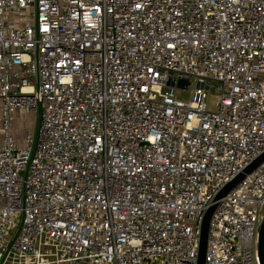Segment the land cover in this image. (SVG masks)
I'll return each mask as SVG.
<instances>
[{
  "label": "built area",
  "instance_id": "built-area-1",
  "mask_svg": "<svg viewBox=\"0 0 264 264\" xmlns=\"http://www.w3.org/2000/svg\"><path fill=\"white\" fill-rule=\"evenodd\" d=\"M0 114V264H260L264 0H0Z\"/></svg>",
  "mask_w": 264,
  "mask_h": 264
},
{
  "label": "water",
  "instance_id": "water-1",
  "mask_svg": "<svg viewBox=\"0 0 264 264\" xmlns=\"http://www.w3.org/2000/svg\"><path fill=\"white\" fill-rule=\"evenodd\" d=\"M180 84L185 86L186 81L181 80ZM263 161H264V152L259 157H257L249 166H247L246 169L242 173H240L233 181H231L224 188V190L219 194L217 199L225 196L229 192V190H231L239 181L242 180L245 174L252 172ZM215 207H216V204L210 206L209 209L206 211L204 218H203V222L201 226L197 264H205V253H206V247H207L209 223H210L212 214L215 210ZM257 251H258V257H259L260 264H264V220L261 225L260 232H259Z\"/></svg>",
  "mask_w": 264,
  "mask_h": 264
},
{
  "label": "rangeland",
  "instance_id": "rangeland-1",
  "mask_svg": "<svg viewBox=\"0 0 264 264\" xmlns=\"http://www.w3.org/2000/svg\"><path fill=\"white\" fill-rule=\"evenodd\" d=\"M179 97L182 99H189V93L188 92H181L179 93ZM207 103L209 104L210 108H215L216 106V95L215 93H208L207 96ZM14 121H18L20 123V125L22 126V128L19 130H23L21 131V134H23V132L27 129L30 128L31 126H33L34 124V116L32 114H28V113H24V112H20L14 115ZM0 122H1V114H0ZM1 126V123H0Z\"/></svg>",
  "mask_w": 264,
  "mask_h": 264
},
{
  "label": "crops",
  "instance_id": "crops-1",
  "mask_svg": "<svg viewBox=\"0 0 264 264\" xmlns=\"http://www.w3.org/2000/svg\"><path fill=\"white\" fill-rule=\"evenodd\" d=\"M14 126H15V128L17 129V131L19 132V133H17V135H18V136H22L21 131H23V130L19 131V130L22 128V126L20 125V123H19L18 121H14ZM18 129H19V130H18ZM23 133H24V132H23Z\"/></svg>",
  "mask_w": 264,
  "mask_h": 264
}]
</instances>
